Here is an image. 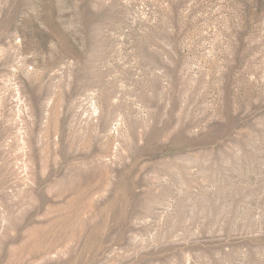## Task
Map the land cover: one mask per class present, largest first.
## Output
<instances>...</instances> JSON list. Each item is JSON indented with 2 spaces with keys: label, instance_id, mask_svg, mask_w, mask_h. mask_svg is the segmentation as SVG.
Masks as SVG:
<instances>
[{
  "label": "rangeland",
  "instance_id": "1",
  "mask_svg": "<svg viewBox=\"0 0 264 264\" xmlns=\"http://www.w3.org/2000/svg\"><path fill=\"white\" fill-rule=\"evenodd\" d=\"M0 264H264V0H0Z\"/></svg>",
  "mask_w": 264,
  "mask_h": 264
}]
</instances>
